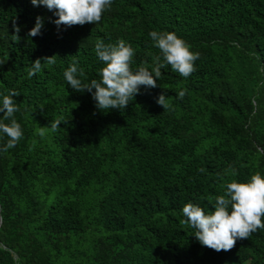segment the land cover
Listing matches in <instances>:
<instances>
[{
	"label": "trees",
	"instance_id": "trees-1",
	"mask_svg": "<svg viewBox=\"0 0 264 264\" xmlns=\"http://www.w3.org/2000/svg\"><path fill=\"white\" fill-rule=\"evenodd\" d=\"M36 17L43 28L28 37ZM55 19L30 0H0V93H18L23 130L0 153V264H264V229L216 252L181 223L186 203L213 211L227 183L264 174V0H114L98 25ZM152 30L199 53L188 78L165 66L156 88L106 112L67 86L74 59L99 79L98 40L123 39L132 68L151 69ZM57 119V132L38 135Z\"/></svg>",
	"mask_w": 264,
	"mask_h": 264
},
{
	"label": "clouds",
	"instance_id": "clouds-1",
	"mask_svg": "<svg viewBox=\"0 0 264 264\" xmlns=\"http://www.w3.org/2000/svg\"><path fill=\"white\" fill-rule=\"evenodd\" d=\"M114 0H30L34 7L42 6L53 12L54 23L60 26L95 24L102 21L103 14L109 10ZM43 28V18L36 17L34 27L27 33L28 37L40 35ZM16 33L20 32L15 27ZM160 56L151 69L140 66L132 68L134 49L123 39L115 44H106L98 40L94 51L99 62L104 64L100 69L99 79L88 80L85 70L75 59L63 73L64 80L75 92L87 91L95 101L96 109L100 111L124 110L134 97L140 93L143 86L146 89L156 88L161 78V70L170 66L183 78H188L195 70V61L199 53L193 52L190 46L174 32L152 30L148 33ZM17 41L18 36L13 35ZM162 58V62H161ZM56 57L36 59L31 63L27 78L42 73L45 64L53 65ZM94 90V91H93ZM18 93L9 90L7 95L0 93V140L6 142L0 145V153L14 148L23 138V130L14 114L19 111L18 104L13 99ZM184 90L177 93L182 100ZM163 109L171 107L164 94L155 101ZM8 120L9 123H4ZM61 120L50 121L46 127H38V135L44 137L48 131L57 132ZM201 172L204 169H200ZM235 175V172H233ZM213 211H206L199 204L188 202L182 209L184 219L181 223L194 229L192 236L202 245L216 252L232 249L237 240L249 238L257 230L264 229V174L256 172L246 183L232 181L226 184L222 195L214 197Z\"/></svg>",
	"mask_w": 264,
	"mask_h": 264
},
{
	"label": "water",
	"instance_id": "water-1",
	"mask_svg": "<svg viewBox=\"0 0 264 264\" xmlns=\"http://www.w3.org/2000/svg\"><path fill=\"white\" fill-rule=\"evenodd\" d=\"M0 220H1V218H0Z\"/></svg>",
	"mask_w": 264,
	"mask_h": 264
}]
</instances>
